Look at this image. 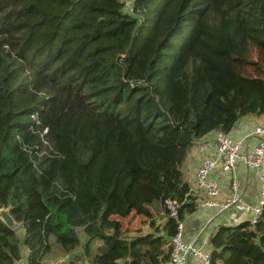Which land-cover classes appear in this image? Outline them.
Returning a JSON list of instances; mask_svg holds the SVG:
<instances>
[{"label": "trees", "instance_id": "trees-1", "mask_svg": "<svg viewBox=\"0 0 264 264\" xmlns=\"http://www.w3.org/2000/svg\"><path fill=\"white\" fill-rule=\"evenodd\" d=\"M262 114L264 0H0V208L23 230L0 219V264H41L52 237L89 264H165L198 205L194 141ZM131 212L149 229L125 232ZM209 249L264 264V204Z\"/></svg>", "mask_w": 264, "mask_h": 264}, {"label": "built area", "instance_id": "built-area-1", "mask_svg": "<svg viewBox=\"0 0 264 264\" xmlns=\"http://www.w3.org/2000/svg\"><path fill=\"white\" fill-rule=\"evenodd\" d=\"M122 2L123 10L132 13L133 0H122ZM214 133L216 156L204 158L196 171L197 186L205 194L202 204L217 206L219 212L243 204L240 182L235 176L229 180V195L221 201L216 199L220 193L217 181L209 179V174L212 171L219 169L221 172H233L237 162L242 161L246 169L254 170L258 174L260 182L261 197L258 203L252 207V215L249 219L251 223H255L262 215L264 204V170L261 168L264 160V120L260 121L253 129L252 136L255 137L256 142L251 149L244 152L241 151L242 139L233 140L227 133L219 129ZM165 206L169 214L177 218V204L174 201L166 200ZM176 222V233L170 238V258L165 264H188L190 257H193L197 264H211L210 249L202 248L203 245L209 246L210 233L202 236V245L198 246L194 240L186 242L182 239L183 221L177 219ZM15 264L29 263L25 258H21Z\"/></svg>", "mask_w": 264, "mask_h": 264}, {"label": "crops", "instance_id": "crops-1", "mask_svg": "<svg viewBox=\"0 0 264 264\" xmlns=\"http://www.w3.org/2000/svg\"><path fill=\"white\" fill-rule=\"evenodd\" d=\"M263 120L264 114L260 116H245L227 134L233 140H243L241 151L244 152L251 149L252 145L256 142L255 137L252 136V132L255 126ZM214 132L211 131L194 141L182 165L184 179L189 183L191 191L196 196L198 202L197 209L191 214H187L183 220L182 239L186 242L194 240L198 246L202 245V236L209 234L217 224H237L241 221L249 220L252 215V207L258 203L261 197L258 174L254 170L246 169L243 162L238 161L233 172L226 173L216 169L209 174V179L217 181L220 193L216 199L221 201L229 195V180L232 176H235L240 182L243 204L232 206L222 212L218 211L217 206L202 204L205 194L197 186L196 171L204 158L216 156ZM162 221L163 219L158 220V222ZM147 228L149 229L148 225ZM202 248L209 250L208 245H203ZM47 254L42 258L41 264L43 262L51 264V261L46 259ZM68 255L69 253H66L65 257ZM59 259L60 262H63L64 258L61 257ZM188 264H197V262L193 257H190Z\"/></svg>", "mask_w": 264, "mask_h": 264}, {"label": "rangeland", "instance_id": "rangeland-1", "mask_svg": "<svg viewBox=\"0 0 264 264\" xmlns=\"http://www.w3.org/2000/svg\"><path fill=\"white\" fill-rule=\"evenodd\" d=\"M158 5H159V3H158ZM26 76H27V73L19 70L17 78L13 82L14 85L20 86L19 85L20 82ZM261 168H262V170H264V160L262 162ZM122 223H123V227L125 229V232H127L129 235H132L133 233L137 232L138 230L145 231L148 229L147 228L148 220H146L144 216L136 215V214H133L132 212L129 213L128 216H126L125 218L122 219ZM15 230L18 233V235H23V230L21 229L20 225H18L15 228ZM79 237H80V240L83 242L85 239V236H84L81 229H79ZM50 242H51V250H50V252H48L46 259L50 260L51 264H64L70 258L74 259L75 261L80 260V261H78L79 264H89L88 261L86 259H84L83 257L81 259H78L79 257H81V247L80 246H78L73 252H70L67 257H65L66 253L55 242V239L53 237L50 239ZM61 257L64 258L63 262H60L59 258H61ZM42 264H45V262H43Z\"/></svg>", "mask_w": 264, "mask_h": 264}, {"label": "water", "instance_id": "water-1", "mask_svg": "<svg viewBox=\"0 0 264 264\" xmlns=\"http://www.w3.org/2000/svg\"><path fill=\"white\" fill-rule=\"evenodd\" d=\"M0 219L3 221L5 225L10 227L11 229H15L19 223L15 222L12 216L9 213L8 207H1L0 208ZM17 225V226H16Z\"/></svg>", "mask_w": 264, "mask_h": 264}, {"label": "bare ground", "instance_id": "bare-ground-1", "mask_svg": "<svg viewBox=\"0 0 264 264\" xmlns=\"http://www.w3.org/2000/svg\"><path fill=\"white\" fill-rule=\"evenodd\" d=\"M17 226V225H16Z\"/></svg>", "mask_w": 264, "mask_h": 264}]
</instances>
